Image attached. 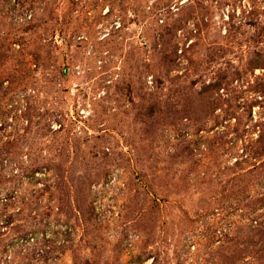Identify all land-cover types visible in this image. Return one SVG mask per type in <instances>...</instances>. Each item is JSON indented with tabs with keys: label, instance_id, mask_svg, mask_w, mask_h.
I'll return each mask as SVG.
<instances>
[{
	"label": "rangeland",
	"instance_id": "374dc122",
	"mask_svg": "<svg viewBox=\"0 0 264 264\" xmlns=\"http://www.w3.org/2000/svg\"><path fill=\"white\" fill-rule=\"evenodd\" d=\"M0 264H264V0H0Z\"/></svg>",
	"mask_w": 264,
	"mask_h": 264
}]
</instances>
